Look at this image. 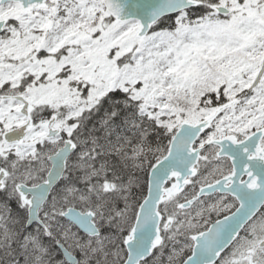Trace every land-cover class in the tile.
Returning <instances> with one entry per match:
<instances>
[{
	"label": "snow or ice",
	"instance_id": "obj_1",
	"mask_svg": "<svg viewBox=\"0 0 264 264\" xmlns=\"http://www.w3.org/2000/svg\"><path fill=\"white\" fill-rule=\"evenodd\" d=\"M0 264H264V0H0Z\"/></svg>",
	"mask_w": 264,
	"mask_h": 264
}]
</instances>
